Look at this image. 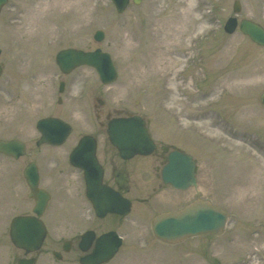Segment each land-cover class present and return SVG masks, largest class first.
I'll use <instances>...</instances> for the list:
<instances>
[{
	"label": "rangeland",
	"instance_id": "374dc122",
	"mask_svg": "<svg viewBox=\"0 0 264 264\" xmlns=\"http://www.w3.org/2000/svg\"><path fill=\"white\" fill-rule=\"evenodd\" d=\"M235 1L239 21L264 27V0H141L123 14L110 0L10 1L0 15V139H20L29 153L19 160L0 155V264L24 257L9 230L14 216L32 213L22 173L30 161L39 164L42 186L55 197L44 215L49 232L37 264H79L82 255L76 248L64 253L62 246L83 231L87 204L60 192L63 175L51 171L64 149L59 155L47 146L33 152L37 120L64 119L76 138L106 124L108 115L128 114L144 117L159 144L194 154L202 197L231 220L221 235L175 245L156 239L154 216L180 209L196 193L154 192L159 161L152 158L148 172H133L132 213L112 218L110 226L125 242L107 264H264V48L239 30L225 33ZM97 30L105 32L102 43L94 40ZM70 47L109 52L118 80L106 86L89 67L63 76L55 57ZM196 50L202 52L198 59ZM58 76L66 82L62 94ZM98 136L105 137L104 130ZM98 229L107 230L100 223Z\"/></svg>",
	"mask_w": 264,
	"mask_h": 264
},
{
	"label": "water",
	"instance_id": "95a60500",
	"mask_svg": "<svg viewBox=\"0 0 264 264\" xmlns=\"http://www.w3.org/2000/svg\"><path fill=\"white\" fill-rule=\"evenodd\" d=\"M8 0H0L1 8L7 4ZM119 13L125 11L129 0H113ZM139 4L140 0H134ZM240 3L235 2L234 11H241ZM237 20L230 19L226 26L228 33H233L237 28ZM241 31L248 35L256 44L264 47V28L249 20H243L239 27ZM96 39H104L103 32H98ZM1 54V50H0ZM57 63L61 70L68 74L79 66L87 65L97 68L101 80L108 85L117 78L115 66L111 57L103 53L100 49L94 52H84L81 50L69 49L60 52L56 57ZM2 68L0 66V75ZM63 91V85L60 88ZM261 102L264 105V93L261 95ZM145 123L141 118L134 117L131 119H116L110 124L109 135L113 142L120 148L122 155L128 157L136 154H149L153 149L150 136L147 132ZM38 131L42 134V143L51 145L62 144L70 135L71 127L61 120L55 118L43 119L38 122ZM129 148L131 154H129ZM80 151H77L79 153ZM0 153L14 158H20L25 155L26 147L19 140L4 141L0 140ZM171 167L178 169L170 173L167 182H171L176 188L187 189L193 185L196 189L198 183L196 180L195 162L192 156L186 154H176L171 156ZM24 177L30 188V198L36 202L34 214L36 216L16 217L11 224V240L18 248L24 249L26 254L39 251L46 238L47 229L40 220L47 207L50 197L44 190L39 189V172L36 164L28 165ZM104 202L108 201L107 209L110 212L126 215L129 213L130 204L123 201L121 197H104ZM122 202L125 204L124 210L121 208ZM127 209V210H125ZM104 215V214H102ZM227 223V217L215 208L209 201L198 198L193 203L187 205L183 210L178 212L163 213L155 217L153 222V231L157 238L170 243H178L190 236L199 234L213 233L219 234L223 231ZM117 237V236H116ZM110 235L102 236L97 241L96 250L85 259L83 264H102L110 260L122 245V240ZM65 250H68L65 247ZM60 259V255L55 253ZM19 264H35V259H22Z\"/></svg>",
	"mask_w": 264,
	"mask_h": 264
},
{
	"label": "flooded vegetation",
	"instance_id": "af4514ba",
	"mask_svg": "<svg viewBox=\"0 0 264 264\" xmlns=\"http://www.w3.org/2000/svg\"><path fill=\"white\" fill-rule=\"evenodd\" d=\"M130 115L128 114L126 116ZM107 119V123H101L98 129L95 128L93 130L92 128V130H88L87 132L76 138L70 136L67 139L66 143L62 146H47L50 147L51 150H59L55 153L57 155L60 154V150H65L63 158L60 157L61 159L59 158V161H54L53 168L51 169L54 174L57 173L61 176L63 175V178L61 179L57 175L59 178L58 184H60L58 187L60 188V186H62L63 188V190H61L62 188H60V192L69 191L71 198L74 195L81 202L83 201L85 204H87L88 216L84 218L86 225L84 226L83 231L71 240H67L71 242L69 247L71 251L75 250V248L80 251L79 243L85 233L93 232L95 236L98 237L104 234V232L108 233L111 231H117L116 227L110 226V224L113 223L112 218H115L114 220L122 219V217L113 214H108L104 218V220L99 219L96 216L93 204L91 203V201H89L88 192H96L107 187L120 193L121 195L126 197V199L134 201L135 198L130 196L134 187V184L132 183L133 172L142 170L145 171V173L148 172L149 170L147 171L148 167L146 166L152 158L156 161H159L157 167L155 166L157 172V175L155 177H157L160 181L158 186L153 187V191H157V188H160L161 190L170 188L173 191L180 192L179 190H175L170 184H166L164 182L163 172L167 167L166 165H168L170 154L180 151L182 150V148L173 145L168 146L163 143L159 144L154 138L155 149L153 150L151 155H138L132 156L131 158H123L121 156V153L119 152V149L115 148L110 138L107 136L109 119H111L110 115L107 116ZM99 129L100 131L104 130L105 137L98 136ZM85 135L88 136V138H86L85 143L83 144V153L80 159L83 167L79 168L76 167V165L73 164L70 159H72V155L75 151L74 149L80 146V143L83 138H85ZM38 140L39 139L35 140L36 150L33 151L36 155L42 153V148L45 147L43 145H38ZM64 170L67 172V174H65ZM40 182L43 183L42 175ZM45 189L50 191V189L48 188ZM138 201L147 203L150 201V198H142ZM98 223H100V226H104L107 230L99 231L100 229H98ZM93 248L94 245L89 248V251L87 253L92 252Z\"/></svg>",
	"mask_w": 264,
	"mask_h": 264
},
{
	"label": "bare ground",
	"instance_id": "6f19581e",
	"mask_svg": "<svg viewBox=\"0 0 264 264\" xmlns=\"http://www.w3.org/2000/svg\"><path fill=\"white\" fill-rule=\"evenodd\" d=\"M196 21H197V19L196 18H194Z\"/></svg>",
	"mask_w": 264,
	"mask_h": 264
}]
</instances>
